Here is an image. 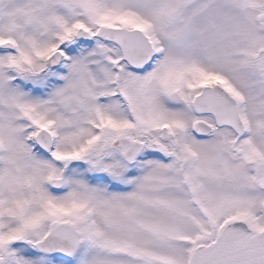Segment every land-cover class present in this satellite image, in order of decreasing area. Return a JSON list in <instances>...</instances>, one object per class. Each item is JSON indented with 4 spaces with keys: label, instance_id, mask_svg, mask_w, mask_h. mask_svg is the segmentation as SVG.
I'll return each instance as SVG.
<instances>
[{
    "label": "snow or ice",
    "instance_id": "obj_1",
    "mask_svg": "<svg viewBox=\"0 0 264 264\" xmlns=\"http://www.w3.org/2000/svg\"><path fill=\"white\" fill-rule=\"evenodd\" d=\"M0 264H264V0H0Z\"/></svg>",
    "mask_w": 264,
    "mask_h": 264
}]
</instances>
